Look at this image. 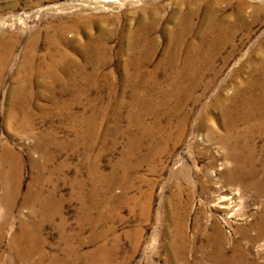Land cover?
Returning <instances> with one entry per match:
<instances>
[{"label":"rangeland","instance_id":"1","mask_svg":"<svg viewBox=\"0 0 264 264\" xmlns=\"http://www.w3.org/2000/svg\"><path fill=\"white\" fill-rule=\"evenodd\" d=\"M263 78L264 0H0V199L18 188L14 228L35 219L23 202L41 186L62 200L68 242L57 221L44 234L65 264H94L103 245L115 264H182L180 234L185 264H211L200 249L215 224L228 254L263 257L264 237L248 238L264 215V130L241 119L264 103Z\"/></svg>","mask_w":264,"mask_h":264},{"label":"bare ground","instance_id":"2","mask_svg":"<svg viewBox=\"0 0 264 264\" xmlns=\"http://www.w3.org/2000/svg\"><path fill=\"white\" fill-rule=\"evenodd\" d=\"M210 38L212 40L213 45L220 44L221 46H223L224 44L223 42L227 40V36H222L221 34L219 36H214V37L204 35L200 38L201 43L199 44H204V42H206ZM260 83L263 87L264 78L263 80L260 81ZM258 98L259 99L263 98L262 100L264 101V90L262 91V93L259 94ZM243 109L245 110V113L241 111L242 112L241 119L243 121L253 120V122H255V124L253 125V129L257 132L262 131V129L264 130V103L262 105H259L258 103L254 104V101L249 102V104L243 105ZM241 138L242 137L239 134L233 135L231 133V135H225L221 137L219 142L221 145H224V148H225L228 146V145L225 146L227 144V141L230 140V141H233V143L236 142V145H238V142H239L238 139H241ZM229 149L231 148H228V150ZM36 150L40 151L38 149ZM236 150L237 151L238 150H242V151L249 150V146L248 144L246 145L243 144L241 145L240 148L236 147L234 151ZM5 155H6L5 163H8V156H12L13 160L10 161V164L11 162H14L15 163L14 169L15 168L17 169V165L14 159H19L18 158L19 156L8 147L5 149ZM43 158L45 159V164H47L49 162L48 161L49 155L43 152ZM225 158H232V160L235 161V165L237 166V169H239L241 162L239 158L235 156V154H233L230 151H227L225 154ZM250 161L254 164V160L251 159V157H250ZM10 169L12 170V168ZM241 180L242 179H240V181ZM256 185L257 184H248L247 188L253 189L256 187ZM12 192H13L12 193L13 196L9 200H6L7 198L5 196H3L2 199H0V245L4 241H6L7 243L5 256L0 255V264H65L63 263L64 261H62L61 258L59 259V256H57L56 254L48 255L46 252L47 248L51 246L48 240V237L44 234V226L46 224H52L53 222L57 221L54 226L59 235V241L63 243L68 242V237H66V234H65L66 221L64 217L62 216V209H61L62 200L61 199L58 200L56 198L57 197L56 188L47 195H43V187L41 186H38L37 190L29 189V191L27 192L25 196L23 206L29 209V211L35 217V219L33 221L23 220L19 222L16 229L14 228L12 213L15 207L14 205H15V199L18 194V188L15 187L14 191ZM260 193L264 194V192H260ZM227 200H229V202L225 203V201ZM221 204H228V207L233 209L239 203L237 199L235 198L227 199L226 197L222 199ZM263 205H264V202H263ZM262 209H263V206H262ZM262 209L259 212V214L256 215L255 217V219L257 218V220H255L256 222L250 225V229L255 231L254 233L255 237L250 235L252 237L248 238L249 241L259 240L260 238L264 237V215L262 214ZM82 211L84 214L83 222L89 224L91 227H95V225L97 226V219L96 218L93 219L91 217V215L89 214L90 211L85 207V205H82ZM261 215H262V218L259 219L258 217H260ZM197 227L198 229L202 227L200 222L198 223ZM214 228H215V232L211 234V236L208 238L209 240L206 246L200 249L201 252L205 251L207 253V261L209 263L211 264H264V256L261 258L258 255L251 256V254H249V251H247L246 249H243L240 246H234L231 251L229 250L231 253L228 254L229 252L225 248L222 247L223 237L221 235L219 227L215 224ZM177 236H178V241H179V245L181 249L178 252V255L175 253L176 258L175 256L173 257L175 260L178 259L182 264H185L186 263L185 262L186 260L185 252H184L185 241L183 239L182 234L177 235ZM91 238L93 240L95 238V235L93 234ZM98 250L102 252L101 256L98 257V259L90 258L91 263L93 262L94 264H115L113 260L114 253L108 250L106 248V245L101 246ZM64 252L65 253L63 254L65 256L69 254H73L77 256L78 254L77 249L72 248V247H68V250L66 251L64 250ZM259 259H262V261L257 262V260Z\"/></svg>","mask_w":264,"mask_h":264}]
</instances>
